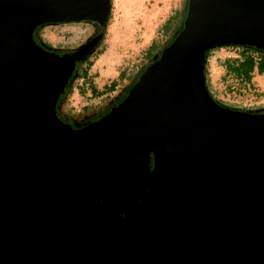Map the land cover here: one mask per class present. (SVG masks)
<instances>
[{"label":"water","instance_id":"obj_1","mask_svg":"<svg viewBox=\"0 0 264 264\" xmlns=\"http://www.w3.org/2000/svg\"><path fill=\"white\" fill-rule=\"evenodd\" d=\"M109 0H0V264H264V112L215 102L204 50L264 51V0H186L180 28L100 117L55 102L72 51L44 22L105 24Z\"/></svg>","mask_w":264,"mask_h":264},{"label":"rangeland","instance_id":"obj_2","mask_svg":"<svg viewBox=\"0 0 264 264\" xmlns=\"http://www.w3.org/2000/svg\"><path fill=\"white\" fill-rule=\"evenodd\" d=\"M181 4L182 0H111V16L103 41L104 50L97 56L88 70L91 74L90 77H95L93 81L98 87H101L103 82L108 83L110 80H116L119 71L122 70L124 72L115 82L112 89L105 91L107 97L112 96L126 84L133 73V67L142 61L143 52L152 39H156L155 47L165 40L166 35L169 34L177 21L175 16ZM169 15L172 17V22L162 29V24ZM92 32V23L83 21L46 23L39 26L34 31V35L38 43L45 47L66 49L76 48ZM215 49L208 51V54ZM154 51H156V48L153 47L149 52V56ZM242 57H245L244 53L241 52L240 54L237 49L233 48H222L214 51L209 58V61L211 60L209 69L210 82L219 94H223L225 99L236 102L234 104L226 103L228 106L246 109L264 106L262 104L264 103V96L255 97V94L258 93L255 90L257 86H248L246 84L239 86L233 77L223 78L221 76L225 71L223 60L235 59L237 61ZM261 79L262 81L264 80V78H260V81ZM226 81L231 88L228 89L224 86ZM260 81L256 82L258 87H261V83H264H260ZM74 82L73 80L72 84ZM66 90L67 87L65 93ZM104 96L105 94L101 97ZM101 97L91 99L89 107H98L104 100ZM71 100L72 97L69 95L63 100L64 113L67 116L82 114L85 109L80 105L77 107L71 106ZM241 103H261V105L242 106Z\"/></svg>","mask_w":264,"mask_h":264},{"label":"trees","instance_id":"obj_3","mask_svg":"<svg viewBox=\"0 0 264 264\" xmlns=\"http://www.w3.org/2000/svg\"><path fill=\"white\" fill-rule=\"evenodd\" d=\"M110 2V8H109V12L105 21V24L102 28H100L99 30V26L96 22L93 21H88V20H81V21H77V22H83V21H87L92 23L93 25V32L84 40L82 41L81 44L85 43L87 40H89V38H91L95 33L101 31V37L99 39V41L96 43V45L92 48V50L90 51V53L88 55L85 56L84 59L80 60L79 62H77L74 66V68L71 71L70 76L68 77L62 92L59 94V96L56 99L55 102V113L58 116L59 119H61L64 122L67 123H77V124H83V123H87L90 122L98 117H100L101 115H103L107 110H109L111 107L115 106L122 98L123 95L125 94L126 90L129 88V86L131 85V83L136 79L137 75L139 74V72L147 65L149 64L152 59L154 57H156L159 53V51L161 50L162 47H164L167 43H169V41L172 39L173 35L175 32H177V30L180 28V24L182 22V19L184 17V13H185V2L186 0H182V4L180 6V8L177 10V15L175 16V18H177L176 23L174 24V26L172 27L171 31L169 32L168 35H166L165 40L159 44L158 46L155 47V41L156 39H152L150 41V43L147 45V47L145 48L144 52H143V56H142V61H140L138 64H136L133 67V73L134 75L131 74L130 78L127 80L126 84H124L120 89H118L112 96H106V92L107 90H111L113 85L115 84V82L123 75V71H119L117 74V78L116 80H110L107 84H104L100 90H96L93 87H90L89 91H90V95L88 96V100H91L93 98H97V97H101L103 94H105L103 98L104 100L101 102V104L98 107H89L91 103L85 104L83 106H81L83 109L82 114L79 115H69L67 116L66 113H64V102L63 100H65V98L69 95L70 97H72V94L75 92V90H79L83 84H84V78L87 76L88 70L91 67V65L93 64L94 60L97 58V56L99 54H101L104 50V45H103V41L105 39V35H106V30L107 27L109 25V21H110V16H111V0H109ZM179 12V14H178ZM171 15H169L165 21L162 24V29H164L168 24H171L172 20H171ZM46 23H52V22H44V23H40L38 25H36L33 30H32V38L34 39V41L41 45L44 48H47L49 50H52L56 53H63L66 51H72L76 48H66V49H56V48H49V47H45L42 44L38 43V41L36 40V36L34 35V31L41 25L46 24ZM56 23H70V22H56ZM55 23V24H56ZM171 28V27H170ZM154 48H156V51H154V53H152V55L149 56V52L150 50H152ZM215 50L211 51L208 54V51H210L211 49ZM222 48H233V49H237L239 51V53L241 54L244 53L245 57H242L241 61H239L237 64H230L229 67H227L229 69V71L231 73H233L234 75H239L241 72H250L254 65L257 68L258 74H262L264 73V51L254 48V47H250V46H246V45H221V46H217V47H213L210 49H206L204 50V58H203V64H202V72H203V77H204V86L206 88V90L208 91L209 95L211 96V98L217 102L218 104L228 107V108H232V109H237V110H244V111H249V112H264V106H260L258 108H253V109H246V108H234L231 106L226 105V103L229 104H234L236 103L233 100L230 99H225L223 94H219L217 92V90L215 89V87L212 85V83L210 82V77H209V70H208V65H209V58L212 56V54L214 53V51L218 50V49H222ZM241 51V52H240ZM73 80L76 82H74V84H72ZM249 80V77L248 79ZM67 87L66 93H65V89ZM111 92V91H109ZM260 97V96H264V91L262 92H258L255 94V97ZM72 102V100H71ZM242 104V103H241ZM264 104V103H262ZM247 105H255V106H259L261 105V103H249V104H242V106H247ZM73 106V105H71Z\"/></svg>","mask_w":264,"mask_h":264},{"label":"crops","instance_id":"obj_4","mask_svg":"<svg viewBox=\"0 0 264 264\" xmlns=\"http://www.w3.org/2000/svg\"><path fill=\"white\" fill-rule=\"evenodd\" d=\"M214 57V56H213ZM242 59V58H241ZM241 59H238L237 61L235 59H231V60H223V65L225 68L224 73L221 75L223 78H227L228 76L233 77V79L237 82V85H248V86H257V88L255 89L257 92H262L264 91V83H261L260 78H264V73L262 74H258L257 68L254 65L253 69L250 72H241L239 75H234L233 73H231L229 71V69L227 67H229L230 64H237L239 61H241ZM210 64H211V60L209 61V65H208V70L210 69ZM90 73L88 71L87 76L84 78V84L83 86L79 89V90H75V92L72 95V102L71 104L74 105L75 107L77 106H83L85 104H89L91 100H88V96L90 95V87L95 88L96 90H100L101 87L104 84H107L105 82H103L101 84V87H98L96 84H94L93 78L95 77H90ZM209 77H210V72H209ZM249 77V80H247ZM260 81L261 83V87L256 84L257 81ZM225 82V80H224ZM226 88H231L229 84H227V81L224 85ZM254 90V89H253Z\"/></svg>","mask_w":264,"mask_h":264},{"label":"bare ground","instance_id":"obj_5","mask_svg":"<svg viewBox=\"0 0 264 264\" xmlns=\"http://www.w3.org/2000/svg\"><path fill=\"white\" fill-rule=\"evenodd\" d=\"M261 82H264V80L262 81V79H261Z\"/></svg>","mask_w":264,"mask_h":264}]
</instances>
